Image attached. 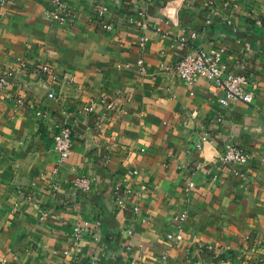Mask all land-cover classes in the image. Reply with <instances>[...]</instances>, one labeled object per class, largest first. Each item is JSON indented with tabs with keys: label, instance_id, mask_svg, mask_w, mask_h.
Here are the masks:
<instances>
[{
	"label": "crops",
	"instance_id": "1",
	"mask_svg": "<svg viewBox=\"0 0 264 264\" xmlns=\"http://www.w3.org/2000/svg\"><path fill=\"white\" fill-rule=\"evenodd\" d=\"M65 2L81 14L72 26L51 23L50 0H9L0 17V72L25 58L69 70L78 83L50 86L58 99L48 100L50 80L30 74L26 104L12 98L23 93L16 85L0 96V257L10 264L89 257L96 264H209L194 246L220 242L232 246L234 264L264 260V0ZM100 4L116 24L111 31L87 21ZM184 28L198 34L186 45L178 41ZM218 45L234 72L243 63L258 83L252 103L223 105L222 88L205 77L189 83L169 69L185 53ZM105 94L116 106L97 105L98 131L84 108ZM66 118L74 142L55 174L53 136ZM205 131L211 141L195 150ZM225 140L249 152L244 176L216 163ZM195 160L201 168L186 174ZM84 177L90 187L76 189ZM185 177L196 183L191 192L182 187ZM42 206L49 209L43 219ZM85 222L78 235L75 227Z\"/></svg>",
	"mask_w": 264,
	"mask_h": 264
},
{
	"label": "built area",
	"instance_id": "2",
	"mask_svg": "<svg viewBox=\"0 0 264 264\" xmlns=\"http://www.w3.org/2000/svg\"><path fill=\"white\" fill-rule=\"evenodd\" d=\"M195 0H188V6L192 7ZM9 2V0H0V17L3 14V8ZM50 7L46 11L47 18L51 23L58 22L64 26H72L81 16L80 12L71 10L66 4L65 0H50ZM226 5H230L226 3ZM213 10V9H212ZM211 10V11H212ZM108 7L106 4L97 5L94 12L87 17L89 24L99 26L105 31H111L115 27V22L107 20ZM230 22V20H228ZM196 31L187 30L184 28L183 34L178 38V41L182 45L189 44L190 38L195 39L197 37ZM144 40L140 41V45H143ZM227 49L223 45L213 46L210 48H198L194 51L188 52L180 56L176 64L169 68L177 76L186 80L189 83H194L199 77L207 78L215 87L222 88L225 91V97L220 99V103L226 105L230 99H239L245 103H252L259 89L258 83L254 81L247 73L245 64L241 63L243 68L240 72H234L225 59ZM19 68L0 72V96L5 93V90L10 85H16L23 93L13 95L12 98L17 104H26V95L30 93L33 88L32 82L28 79L30 74H34L38 77V80H50V86L54 84L65 85H77V77L74 73L68 70H58L49 64H34L29 65L25 58H19L17 60ZM138 63L143 70L144 60L139 59ZM166 69L167 66L163 65ZM47 99H58V94L50 87L47 94ZM102 104L106 109H115V102L108 96L102 95L100 98L90 101L85 106L84 110L89 115V118L94 123L95 128L98 131H102V115L97 111V105ZM32 106V105H31ZM36 113L39 116H46L45 110L42 107H35ZM196 111H192V115H196ZM74 131L69 118L64 119L61 123L56 125L54 132V150L56 152V166L55 174L58 173L60 166L70 156L73 142ZM211 141V132L205 131L199 134V137L193 142L192 148L195 150H201L205 147V144ZM216 163L225 168H232L239 174L244 176L245 172L241 170V166L249 163V152L245 147L235 144L233 141L225 140L218 149V153L215 156ZM238 165V168H235ZM201 168V162L195 160L191 163L186 171V174L192 175L195 171ZM90 180L86 177L77 180L74 183L76 189L86 190L90 187ZM53 187L58 188V184L54 183ZM182 187L185 191L191 192L195 189L196 183L192 178L185 177L182 180ZM119 194L121 192L117 190ZM24 197L28 201H32V194L24 191ZM49 213V209L46 206L41 207V219L45 218ZM184 219V216H182ZM85 225L79 224L75 227L78 235H84ZM174 243L177 246H182L183 235L182 227H179L178 233L174 236ZM195 253H205L210 256L211 263L209 264H232L234 250L231 245H225L220 242L203 243L198 242L194 246ZM194 261L196 258L193 256ZM167 259L165 258V261ZM0 264H10L7 256L0 257ZM77 264H96L95 259L89 257L86 260H82ZM166 264H171L169 261Z\"/></svg>",
	"mask_w": 264,
	"mask_h": 264
},
{
	"label": "rangeland",
	"instance_id": "3",
	"mask_svg": "<svg viewBox=\"0 0 264 264\" xmlns=\"http://www.w3.org/2000/svg\"><path fill=\"white\" fill-rule=\"evenodd\" d=\"M68 71H69V70H68ZM70 72H71V71H70ZM72 73H73V72H72ZM75 76H76V75H75ZM34 109H35V108H34ZM242 252H243V250H242V249H241V250L239 249L238 253H239V254H243ZM232 255H233V258H234L235 255H236V254H235V251H234V253H233ZM245 255H246V254H245ZM245 255H243V256H245ZM233 262H234V261H232V264H234ZM255 264H264V260H261V262L258 261V262H256Z\"/></svg>",
	"mask_w": 264,
	"mask_h": 264
}]
</instances>
